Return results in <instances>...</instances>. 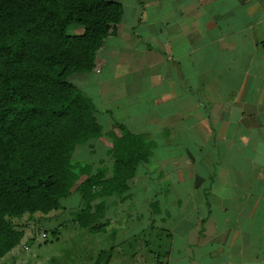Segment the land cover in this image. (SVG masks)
I'll list each match as a JSON object with an SVG mask.
<instances>
[{"label": "crops", "instance_id": "0c3cea01", "mask_svg": "<svg viewBox=\"0 0 264 264\" xmlns=\"http://www.w3.org/2000/svg\"><path fill=\"white\" fill-rule=\"evenodd\" d=\"M115 1L121 19L93 67L69 76L103 128L76 150L99 164L107 155L97 151L125 130L150 155L124 196L107 200L93 237L112 225V254L138 226L141 239L152 229L165 238L157 259L170 264H264V0ZM115 204L139 224L113 234ZM66 211L15 218L23 237L2 263L34 259L39 232Z\"/></svg>", "mask_w": 264, "mask_h": 264}, {"label": "trees", "instance_id": "16d2710c", "mask_svg": "<svg viewBox=\"0 0 264 264\" xmlns=\"http://www.w3.org/2000/svg\"><path fill=\"white\" fill-rule=\"evenodd\" d=\"M121 16L115 0H0V258L23 237L15 218L57 211L75 193L82 207L72 220L97 231L107 200L124 196L148 159L145 139L124 130L106 160L72 162L103 128L69 76L93 67ZM74 25L81 32L70 33Z\"/></svg>", "mask_w": 264, "mask_h": 264}, {"label": "rangeland", "instance_id": "374dc122", "mask_svg": "<svg viewBox=\"0 0 264 264\" xmlns=\"http://www.w3.org/2000/svg\"><path fill=\"white\" fill-rule=\"evenodd\" d=\"M81 30L82 28L79 25L69 27L70 33H79ZM80 147L82 149L85 145ZM104 148L105 147H103L102 150L99 149L97 152L105 156L106 148ZM84 152L86 151L82 150L81 152H75L72 157V162L84 164L88 162V157L92 158L94 156L92 153L87 155ZM134 186L135 183L133 184V187ZM133 201L134 200H132V204L134 205ZM61 203L67 209L66 214L62 218H56L50 226H46V230L48 231L46 237L40 241L39 246H35L34 250L31 251L35 252L37 250L35 252L36 257L32 260L29 259V257L28 259L23 258L21 262L13 259L9 264H170L167 260L157 259V254H160L159 251H166L168 245L162 235L159 240L160 243L157 239L152 237L156 233L154 229L149 231L145 239H141L143 237H140L138 226L137 229H130V231L135 234V237L132 236L130 241L126 243H116L113 245L115 250H113L114 252L111 254V252H109L110 244L107 236H109L112 225L111 227H106L107 231L103 230L99 232V238L95 240L93 233L87 228L82 229L71 222L73 212L80 208L76 198H64ZM115 205L113 209V212H115L113 221L116 227L114 228L113 226L112 228L113 234L114 232L117 234V230L121 231L122 229L126 232V229L123 228V224L126 226L139 224L140 219L136 212L132 211L133 208L131 206L128 208V211H126L123 208H118V204ZM142 221H145V218L142 219ZM146 221H148V219ZM61 223L68 227L64 228L63 226H58ZM119 227L122 228L117 229ZM125 232H123L124 235ZM41 234L40 231L39 238ZM113 236L111 242L115 241V238L113 240ZM109 253L111 257H113L112 259L110 258L109 262H105V258H107ZM7 259L8 258L5 260ZM5 260L3 261V259H1L0 262L4 263Z\"/></svg>", "mask_w": 264, "mask_h": 264}, {"label": "built area", "instance_id": "2783aa9c", "mask_svg": "<svg viewBox=\"0 0 264 264\" xmlns=\"http://www.w3.org/2000/svg\"><path fill=\"white\" fill-rule=\"evenodd\" d=\"M45 233L44 232H42V234H41V238H45Z\"/></svg>", "mask_w": 264, "mask_h": 264}]
</instances>
